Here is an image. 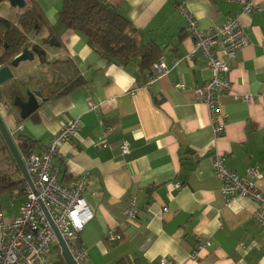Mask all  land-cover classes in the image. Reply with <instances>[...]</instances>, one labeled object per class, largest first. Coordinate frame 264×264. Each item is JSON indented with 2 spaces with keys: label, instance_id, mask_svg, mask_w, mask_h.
Returning a JSON list of instances; mask_svg holds the SVG:
<instances>
[{
  "label": "crops",
  "instance_id": "0c3cea01",
  "mask_svg": "<svg viewBox=\"0 0 264 264\" xmlns=\"http://www.w3.org/2000/svg\"><path fill=\"white\" fill-rule=\"evenodd\" d=\"M30 1L47 24L32 41L41 43L51 26L60 45L43 47L48 55L63 56L40 62L50 64L54 82L36 89L46 98L39 101L38 109L25 119L13 109L4 121L9 131L33 140V151H39L60 122L80 120L77 133L60 146L51 162L62 184L88 176L84 198L93 217L77 235V245L87 250L78 264H117L120 259L129 264H160L162 259L171 264H264V232L252 217L257 203L248 198L226 203L212 166L216 152L239 175L255 166L262 176L254 183L264 193V0H255L260 10L240 18L248 44L230 63L231 92L218 94L219 112L226 115L218 138L212 133L205 103L193 92L211 72L200 51L185 58L194 43L176 6L185 3L198 27L206 30L221 26L238 12L236 2L103 0L129 20L139 43L156 44L159 57L170 66L165 76L148 82L152 65L141 70L138 55L126 66L107 62L80 33L65 28L58 16L62 0ZM175 60L178 63L173 65ZM31 66L26 85L30 90ZM20 74L0 88L20 81ZM76 78L78 83L54 96ZM177 83L184 87H176ZM232 94L251 99L235 100ZM124 141L129 151L123 155ZM132 195L138 213L123 226V210ZM23 199L13 191L7 206H2L0 198L6 218L16 215ZM109 231L119 240L109 243ZM207 241L208 246L197 249ZM49 259L62 264L59 246H52Z\"/></svg>",
  "mask_w": 264,
  "mask_h": 264
},
{
  "label": "built area",
  "instance_id": "2783aa9c",
  "mask_svg": "<svg viewBox=\"0 0 264 264\" xmlns=\"http://www.w3.org/2000/svg\"><path fill=\"white\" fill-rule=\"evenodd\" d=\"M239 5V11L233 12L219 27L202 30L198 27L194 15L185 3L177 4V11L186 23V31L192 38L194 48L185 56L193 58L195 51H200L206 59L211 76L201 85L193 88L195 97L204 102L207 108L209 123L214 138L221 136L224 130L225 113L219 112L217 98L219 92H231L228 80L230 63L236 57L239 49L248 44L240 18L261 8L255 0H227ZM62 53L54 52L50 58L59 59ZM178 60L173 62L176 65ZM170 70L162 57L152 63V73L148 82L165 76ZM183 88V83L175 84ZM132 93V92H131ZM264 98V90L261 93ZM233 99H243L247 102L251 97L245 94H232ZM80 120L60 122L58 131L50 142L39 151H33L22 156L30 184L24 182L25 198L19 204L14 217L6 218L0 207V264H54L49 259L52 246H58L57 239L50 223L43 212L47 211L52 223L74 258L79 263L87 257V250L77 245V235L84 225L93 217L85 198L88 176L82 175L69 184H62L56 178V170L52 167V159L59 154L60 146L69 141L79 130ZM21 129V126L18 127ZM13 135V132L10 131ZM121 153H128V143L122 142ZM212 166L216 177L221 183V192L226 203L239 198H248L257 203L252 211L253 219L259 223L264 232V193L259 191L254 181L262 176L255 166L246 169L244 175L231 170L225 162V156L216 152L212 157ZM22 179V178H21ZM175 187H180L179 183ZM165 210V208H164ZM125 226L133 221L138 213L136 196L128 199L123 210ZM107 240L113 243L119 236L112 231L107 233ZM209 242L199 244L197 249ZM264 255V248H263ZM196 251L193 252V257ZM160 264H171L170 260L162 259Z\"/></svg>",
  "mask_w": 264,
  "mask_h": 264
},
{
  "label": "trees",
  "instance_id": "16d2710c",
  "mask_svg": "<svg viewBox=\"0 0 264 264\" xmlns=\"http://www.w3.org/2000/svg\"><path fill=\"white\" fill-rule=\"evenodd\" d=\"M15 8L20 12L13 20L0 15V68L10 65L12 59L23 49L30 48L34 42L32 37L38 35L42 27L47 25L35 2L25 0L24 7ZM58 16L65 28L80 33L87 44L107 62L126 66L138 55L140 69L149 70L161 54V50L153 42L139 43L136 30L129 20L103 0H62ZM48 29V35L40 39L41 44H47L48 39L53 36V28L48 26ZM78 81V78L73 79L54 96ZM24 84L13 80L7 88H0V113L5 121L13 109L19 111L13 100L15 96L25 98L24 92L28 88L27 83ZM12 136L21 155L26 156L33 152V140L15 132ZM13 191L25 198L21 174L0 134V196ZM61 263L65 264L62 257ZM117 264L129 263L120 259Z\"/></svg>",
  "mask_w": 264,
  "mask_h": 264
},
{
  "label": "water",
  "instance_id": "95a60500",
  "mask_svg": "<svg viewBox=\"0 0 264 264\" xmlns=\"http://www.w3.org/2000/svg\"><path fill=\"white\" fill-rule=\"evenodd\" d=\"M6 1L11 7H18L22 8L25 5V0H0V3ZM59 42H57L55 36H51L47 41V47H59ZM48 49L42 47L40 43L33 42V45L30 48L23 49L17 56H15L10 65H6L0 68V84L5 83L6 81L13 78L12 68L17 67L20 62L26 60H33L35 57L40 61L44 62L47 60L48 57ZM25 98L21 96H15L13 100V104L19 109V117L20 119H25L30 116L33 112H35L40 102L44 101L46 98L42 97L41 92L39 90H30L26 89ZM0 134L4 139L8 150L10 151L13 159L15 160L19 172L21 174V178L23 181H26L30 184L28 174L25 169V165L19 152L16 143L14 141L13 136L10 134V131L0 113ZM43 212L46 215L52 230L55 233L57 243L60 249V255L65 264H78L74 258L72 257L67 244L60 236L59 232L55 228L54 224L52 223L47 211L43 208Z\"/></svg>",
  "mask_w": 264,
  "mask_h": 264
},
{
  "label": "rangeland",
  "instance_id": "374dc122",
  "mask_svg": "<svg viewBox=\"0 0 264 264\" xmlns=\"http://www.w3.org/2000/svg\"><path fill=\"white\" fill-rule=\"evenodd\" d=\"M20 12V10H18L15 7H11L8 2L3 1L0 3V15L1 16H8L11 19H14L17 14ZM51 54V53H50ZM50 54L48 55V58L50 59ZM37 58L35 57L33 60L29 61H22L19 63V65L17 67L12 68V72L13 75H17L19 73H21L20 77V83H28L29 79H28V73L30 70V66L35 63L34 65H32L31 67H34L32 72H31V78H30V87L32 89H43V87L45 86V84H47L48 82H54V79H52L51 74L49 72L51 66H49L48 64H46L45 66L40 63L39 60H36ZM48 66V67H46ZM45 67V68H44ZM27 76V77H26ZM22 81V82H21ZM25 85V84H24ZM2 106V105H1ZM9 194L10 193H4L2 196H0L1 198V203L2 206H7L8 202H9ZM52 253V250H51Z\"/></svg>",
  "mask_w": 264,
  "mask_h": 264
},
{
  "label": "flooded vegetation",
  "instance_id": "af4514ba",
  "mask_svg": "<svg viewBox=\"0 0 264 264\" xmlns=\"http://www.w3.org/2000/svg\"><path fill=\"white\" fill-rule=\"evenodd\" d=\"M41 44V43H40ZM43 45H46L47 46V44H41V46L43 47ZM32 90H36V89H32ZM40 92H41V90H39ZM25 93V92H24ZM41 95H42V92H41Z\"/></svg>",
  "mask_w": 264,
  "mask_h": 264
}]
</instances>
